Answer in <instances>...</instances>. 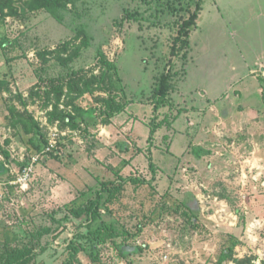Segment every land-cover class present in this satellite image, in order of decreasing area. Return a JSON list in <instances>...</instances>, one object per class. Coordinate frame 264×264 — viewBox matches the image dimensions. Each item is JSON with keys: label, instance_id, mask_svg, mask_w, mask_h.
I'll list each match as a JSON object with an SVG mask.
<instances>
[{"label": "rangeland", "instance_id": "1", "mask_svg": "<svg viewBox=\"0 0 264 264\" xmlns=\"http://www.w3.org/2000/svg\"><path fill=\"white\" fill-rule=\"evenodd\" d=\"M59 1L0 12V264H264V0Z\"/></svg>", "mask_w": 264, "mask_h": 264}, {"label": "trees", "instance_id": "2", "mask_svg": "<svg viewBox=\"0 0 264 264\" xmlns=\"http://www.w3.org/2000/svg\"><path fill=\"white\" fill-rule=\"evenodd\" d=\"M37 5L33 6L32 4L30 5V8H39L43 6L50 7L52 5L50 4H56L57 2H60L59 0H35ZM30 2V0H29ZM52 2V3H51ZM50 5V6H49ZM0 12L2 16H8V15H13L17 13V5L15 3V0H0ZM197 12H194L189 20H186L185 23L181 27V35H184V44L188 45L189 44V39H190V34L192 30H194L195 25L197 24L196 19H197ZM168 79L166 76L162 77V82L160 88L157 89V94L163 95L167 91L168 88ZM118 110V108L116 109ZM70 119L74 122L77 123H87L89 125H95L97 124V117L93 112V109H85L83 107H76L75 113L70 114ZM155 130L153 129L152 132ZM153 168V165H152ZM111 187H120L122 186L121 184H115L111 183ZM101 202V198L98 196L96 199L90 200L86 205L78 208L75 212L77 215H81L83 213H87L89 216V219H94L97 215L98 208ZM231 256V251L230 250H225L221 256L219 261H224L225 259L230 258ZM6 259L8 260L9 264H24L26 262L25 258L26 255L24 254L23 249H11L7 251L6 253Z\"/></svg>", "mask_w": 264, "mask_h": 264}, {"label": "built area", "instance_id": "3", "mask_svg": "<svg viewBox=\"0 0 264 264\" xmlns=\"http://www.w3.org/2000/svg\"><path fill=\"white\" fill-rule=\"evenodd\" d=\"M55 147V143L51 142L50 145L47 147V151H51ZM33 173V168L31 165L27 166L24 171L20 174L17 183L21 184L23 187L28 184L31 175Z\"/></svg>", "mask_w": 264, "mask_h": 264}]
</instances>
